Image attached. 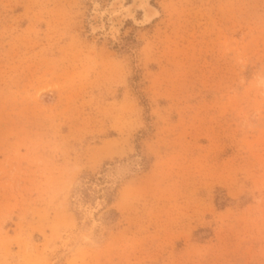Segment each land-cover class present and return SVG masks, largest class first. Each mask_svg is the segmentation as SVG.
I'll list each match as a JSON object with an SVG mask.
<instances>
[{"label":"rangeland","instance_id":"1","mask_svg":"<svg viewBox=\"0 0 264 264\" xmlns=\"http://www.w3.org/2000/svg\"><path fill=\"white\" fill-rule=\"evenodd\" d=\"M133 1L0 0V264H264V0Z\"/></svg>","mask_w":264,"mask_h":264},{"label":"bare ground","instance_id":"2","mask_svg":"<svg viewBox=\"0 0 264 264\" xmlns=\"http://www.w3.org/2000/svg\"><path fill=\"white\" fill-rule=\"evenodd\" d=\"M121 6H122L121 1H119V2L115 1L112 4L111 10H112V20H113L112 25H113V27H115V25H117V24H120V25L123 24L124 18L122 17L121 12L119 11ZM140 6H142L144 8V11H145V18L143 20L144 23L150 22L151 19H153L154 17H156L158 15L157 10L153 6H151L146 0H134L132 5L128 8V9H130V13H129L130 16L134 15L133 13H134L135 9H137ZM132 7H133V9L131 10ZM99 18L100 17L98 14H95V16L93 17L94 20H98Z\"/></svg>","mask_w":264,"mask_h":264}]
</instances>
